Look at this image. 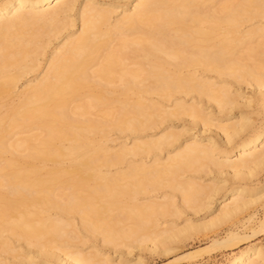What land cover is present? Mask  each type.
Segmentation results:
<instances>
[{"label": "bare ground", "instance_id": "1", "mask_svg": "<svg viewBox=\"0 0 264 264\" xmlns=\"http://www.w3.org/2000/svg\"><path fill=\"white\" fill-rule=\"evenodd\" d=\"M111 1L110 8L86 1L80 13V33L69 35L54 50L43 75L39 78L34 75L28 79L30 84L17 92L19 81L40 65L38 57L44 55L48 42L44 38L56 34L61 28L58 23L61 16L73 11L78 0H0V155L22 151L29 160L53 165L43 176L34 165L8 170L16 166L13 160L0 161V180L6 191L2 204L10 210L0 214L3 252H14L10 237L3 236L8 232L28 247L39 246L47 256L55 255L60 264H97L92 257L76 251L57 252V243L70 233L65 216L77 214L86 231H98L93 219L106 210H117L116 216L122 214L119 221L125 225L114 230L112 220L109 225L108 219L102 220L106 225L101 230L102 239L107 244L118 246V239L131 237L140 238V244L175 238L182 231L175 229V225L162 227L164 222H159L171 211V198L166 200L164 194L162 198L166 201H159L161 195H152L163 186L179 191L182 202L193 211L196 207L191 203L197 201H205L207 210L215 204L219 211L214 216L220 221L243 214L250 204L246 194L254 187L246 183L251 179L225 189L190 182L180 175L185 171H208L209 165L218 173L226 171L242 181L264 165V126H257L246 112L234 111L248 107L250 99L241 101L240 97L235 99V94L232 98L229 91L232 86L227 89L223 84L217 85L221 76L232 77L236 83L255 82L254 88L264 97V51H257L251 44L245 52H249V58H255V64L234 62L236 66L228 68L236 58L239 43L264 38V27L239 35L243 23L264 16V0ZM129 4V12L121 9L122 16L114 22L110 20L113 8ZM124 61L135 67L116 76ZM116 77L121 82V92L132 90L135 100L115 105L104 93L95 95L89 91L99 88L112 92L107 86L115 83ZM145 95L166 100L174 95H193L196 100L206 97L214 103L215 110L225 111L224 123L217 127L220 130L217 135L204 138L203 134H197L179 142L165 162L133 166L129 161L127 164L132 166L118 172L117 177L116 173L115 176L101 173L103 165H115L126 156L135 157L171 145L174 136L165 133L158 139L129 147L122 145L112 152L105 142H100L105 134L100 141L91 134L105 133L108 128L144 130L164 117L200 116L197 112L201 108L196 103L185 107L176 102L173 111H166L152 100V103L144 100ZM104 103L109 110L99 118L81 119L91 108ZM36 128H41L43 134L13 138L17 130ZM35 140L37 144L33 143ZM65 140L69 141L67 147L61 144ZM233 156L236 158L231 160ZM65 157L71 159L64 170L67 192L58 198V173L62 174L60 166ZM117 178L124 182L118 183ZM90 182L94 184L91 186ZM150 194L148 201L143 199ZM140 196L146 201L141 202ZM166 204L171 207L168 212ZM177 213L175 209L173 215ZM186 222H192L191 218H186ZM186 229L187 225L182 230ZM249 236L230 234L227 239L213 243L231 247ZM23 243L22 249L26 248ZM228 264H264V248L249 247Z\"/></svg>", "mask_w": 264, "mask_h": 264}, {"label": "rangeland", "instance_id": "2", "mask_svg": "<svg viewBox=\"0 0 264 264\" xmlns=\"http://www.w3.org/2000/svg\"><path fill=\"white\" fill-rule=\"evenodd\" d=\"M86 1L89 4L96 5L103 3V7L105 8H110L113 4L111 0H78V3L73 11L66 13L64 16H61L60 21L58 22L61 28L56 31V34L54 36L44 38V40L48 42L44 50V55L38 57L40 65L38 66L36 71H33L32 73L26 75L19 81L15 91H23L30 84V81L28 79H32L34 75H37L38 78L42 76L47 67V64L54 55V50L57 47H60L66 41L69 35H77L78 33H80V13ZM129 7L130 4L127 6L119 7L117 9L111 8L114 12L111 14L110 20L114 22L115 20L119 19L122 16L121 9H126V11L129 12ZM38 9L39 8H37L36 10ZM257 27H264V16L243 23L239 27V35H242L245 31L255 29ZM244 42L248 44L246 45L244 44ZM244 42H242L243 44L239 43L236 46L237 53L235 56L236 58L234 57L235 61L233 60V64L228 68H233L239 64H255V58L251 57V55L253 54L251 53V58H249V56L247 55L249 54V52H245L247 50L246 47L249 48L251 44V47H254L255 45L256 50L258 48L257 51H259L260 49L261 52L264 51V38L260 37L248 42L247 40H245ZM252 60H254V62ZM234 62H236V65L234 64ZM133 67L135 66L130 64L129 61H124V63H122V68L117 71L116 76L123 73L124 69ZM230 78L227 76H221L218 79L219 81L217 80V85L218 83L221 86L223 84V86H226L225 88L227 89L232 86L229 90L231 92L230 95L232 96V98H234L233 95L235 94V99L238 97L241 98V101L250 99L248 107L241 106L242 108L239 107L234 111L237 112V110H241L242 112H246L248 115H250V120L254 121L257 126H264V97H262V95L254 88L255 86L253 85H255V82H252V85L249 83V81H247V83L245 81L236 83L235 80H232V77ZM209 80H211V78H209ZM107 87L109 91L112 92L107 93L105 92V90L99 88H91V90L89 91H93L95 95L104 93L105 97L113 100V103L115 105H118V102H122L125 100L133 101L136 99V95L132 90L126 93L121 92V82L119 81L118 77H116L115 83L110 84ZM174 96L170 97L169 100H166L162 97H157L156 95H145L144 100H147V102H151L152 100L153 103H157V106L161 105V107L165 108L166 111H173L174 104L176 102H182L181 104H183L185 107L191 106L196 103L195 106L197 108H201L200 113L199 111L197 112L200 116H197L193 119L187 115H179L178 117H162L163 119H158L159 122L157 123V125H154V127L151 128H146L144 130L126 131L108 128L106 129L105 133L94 135L91 134V137L93 139L95 138L96 141H100V138L104 137L102 136V134H105V138L100 142H105V145L112 152L118 151L122 145H126L129 147L133 143H141L144 141L158 139L165 133H171L174 136L175 141L172 140L173 142L171 141V145H164L161 146L160 149L151 150L148 153H140L135 157L126 156L125 159L117 161L119 163H115V165H103L100 167L101 173H111L114 176L116 173L117 177L119 173L127 171L128 167L132 166L131 164L135 166V164H142L143 162L145 166H149L152 165L154 161L156 163L165 162L167 156H171L173 154V148L178 145L179 142L188 139L189 136L203 134V137L206 138L209 136L217 135V133L220 132L217 127L221 126L224 123L225 111L219 112L215 110L214 103L209 101L206 97H201L196 100L197 98H195L193 95ZM107 110H109V107L106 105V103L100 104L97 108H91L90 112L83 115L82 118H79L97 119L99 118L101 113ZM206 123H208V125L204 126ZM66 129L67 131L70 130L68 127ZM29 134L41 135L43 134V132L41 128L31 130H17L13 138L23 139L26 138ZM33 143L37 144V141L35 140L33 141ZM223 143L224 142L222 141V144ZM61 144L67 147L69 145V141L65 140L61 142ZM21 152L22 151L16 153L14 152V154H12L11 152L3 153L0 155V161L10 159L13 160L16 166H13L8 170L18 169L30 164L34 165L38 169L39 175L43 176L45 175L46 171H48L53 166L51 162H46L43 164L38 161L29 160L27 157L23 156ZM235 158L236 156H233L231 157V160ZM70 162L71 159L65 157L61 163L60 172H62V174L58 173V198H60L61 195L67 192L63 180L66 179L67 175L64 174V170L68 169V165ZM127 162L131 164L129 165L127 164ZM206 167L208 168V171H185L180 176L184 177L190 182H198L202 185H210L212 187L216 185L225 186V189L235 187L240 182L251 179V181H247L248 183H246V186H253L254 190L246 194V197L250 200V204L243 214H240L226 221H220V219H215L216 217L214 216L219 211L215 204H212V206L207 210V208H205L206 205H204L205 201H197L195 203H191L193 207H196V210L193 211L192 208L182 202L179 191L163 186V188H158L157 191L151 194L153 196H155L156 194L157 196L161 195L159 197L160 199H157L159 201H166L167 199H169L168 201H170L171 198V207L173 206L175 208L174 210H172L173 207H170L171 203L169 205L166 204L167 208L169 209L165 208V211L168 212L170 208L171 211L168 212L169 215H165L166 217L162 216L163 218H160L159 222H164L162 224V227H172V225H175V229L182 231L179 236L175 238L173 237L170 240H160V242L157 241L156 244L155 241L152 240H146L144 241L145 243L140 244L139 241L141 240H139V237H137L139 239H136V237H131L128 239L122 238L121 240L118 239L120 241L117 240L116 243L118 246H113L103 241L101 230L104 229L106 225H109V222L111 224V220L113 221L112 226L114 230L118 227L119 228L117 230H120L123 226H125L123 222L119 221V218H121L123 215L120 214L121 216H116L118 214L117 210H106L102 215L93 219V222L95 221L94 224H96L95 226H97L98 224V231H96L97 229H95V231L90 232L89 230L86 231L85 228H83L79 221V216L77 214H72L63 218L64 220H66V222L70 223L69 227L67 228L68 231L70 230V233L68 232L61 239H58L57 252L60 251L61 254H65L76 251L79 252L80 255H83L85 257H92V260H96L98 262L97 264H118L119 261V264H228L237 254L249 247L264 248V165L256 168L255 175L251 176L250 178L246 177V179L242 181L237 178H233L231 173L229 172L223 171L222 173H218L209 165ZM1 172L4 171L2 170ZM163 176L164 178L168 177H165V175ZM117 179L118 183L124 182L123 180H119L120 178ZM0 182V214H5L9 213L10 210H7V208L2 204V198L5 196L6 191L3 187V181L0 180ZM93 184L94 182H90L91 186ZM151 194L149 196H143L144 198L140 196V201H146L148 197L152 196ZM164 194H167L165 198L166 200L162 198V195L165 196ZM142 198L146 200H143ZM202 205H204V207ZM175 209L179 214L177 213V215H173V211L175 213ZM186 218H191L192 222H186ZM104 219L105 221L108 219L106 225L105 221H102ZM186 225L187 229L185 231L182 230L183 228L185 229ZM230 234H237V236L240 237H247L250 235L251 237L249 236L248 239L239 241L236 245L233 243L231 247L219 243L217 244L218 246L214 245L213 241H222V238L227 239L228 235L230 236ZM3 236L5 238L10 237L9 240L14 247V252L6 253L0 250V260L2 264H60L55 255L53 257L47 256L41 249H39V246L28 247L23 243L22 240H17L14 236H9L8 232H4ZM134 239H136L137 241ZM22 243L26 248H21ZM50 246L51 245H49V247L47 246V248L52 250L53 248H50ZM53 246L54 245H52V247ZM204 248H206V250ZM67 264H69V262Z\"/></svg>", "mask_w": 264, "mask_h": 264}]
</instances>
